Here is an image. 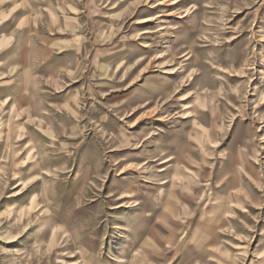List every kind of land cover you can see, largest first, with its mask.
I'll return each mask as SVG.
<instances>
[{
    "label": "rangeland",
    "instance_id": "374dc122",
    "mask_svg": "<svg viewBox=\"0 0 264 264\" xmlns=\"http://www.w3.org/2000/svg\"><path fill=\"white\" fill-rule=\"evenodd\" d=\"M76 1L81 102L51 93L42 107L55 80L43 62L0 60V264H157L153 228L126 256L139 224L121 211L139 205L112 187L144 175L134 131L184 116L188 101L194 114L215 106L199 109L243 143L257 186L213 262L196 264H264V0ZM148 87L157 93L120 114L121 97Z\"/></svg>",
    "mask_w": 264,
    "mask_h": 264
},
{
    "label": "crops",
    "instance_id": "0c3cea01",
    "mask_svg": "<svg viewBox=\"0 0 264 264\" xmlns=\"http://www.w3.org/2000/svg\"><path fill=\"white\" fill-rule=\"evenodd\" d=\"M80 8L76 0H0V60L12 62L10 71L23 66L21 62H25L26 71L43 62L50 78L55 79L45 98H36L44 108L51 107V93L58 96L62 107H72L87 91L74 83L81 75L75 66L81 57L75 36L81 28ZM66 33L69 35L64 36ZM157 91L148 87L142 94L127 92L121 97L120 114L145 94ZM193 108L191 102H184L178 111L184 116L142 125L133 133V140L140 145L130 159L145 176L140 180L123 176L112 187L136 198L139 205L121 211L124 218L134 213L139 224L126 256L135 247L136 235L153 228L162 232L163 238L153 242L150 257L154 263L213 262L220 246L232 237L237 221L234 212L250 204L249 193L257 189L252 171L255 164L243 143L236 136L226 141L221 114L219 124L214 111L207 116L199 109L214 110L215 106L195 107L197 114Z\"/></svg>",
    "mask_w": 264,
    "mask_h": 264
},
{
    "label": "bare ground",
    "instance_id": "6f19581e",
    "mask_svg": "<svg viewBox=\"0 0 264 264\" xmlns=\"http://www.w3.org/2000/svg\"><path fill=\"white\" fill-rule=\"evenodd\" d=\"M125 245L128 247L130 245V241H127ZM127 249V248H126Z\"/></svg>",
    "mask_w": 264,
    "mask_h": 264
}]
</instances>
